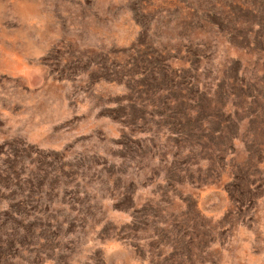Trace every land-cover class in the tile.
I'll return each instance as SVG.
<instances>
[{
    "label": "rangeland",
    "instance_id": "374dc122",
    "mask_svg": "<svg viewBox=\"0 0 264 264\" xmlns=\"http://www.w3.org/2000/svg\"><path fill=\"white\" fill-rule=\"evenodd\" d=\"M0 180V264H264V0H0Z\"/></svg>",
    "mask_w": 264,
    "mask_h": 264
},
{
    "label": "trees",
    "instance_id": "16d2710c",
    "mask_svg": "<svg viewBox=\"0 0 264 264\" xmlns=\"http://www.w3.org/2000/svg\"><path fill=\"white\" fill-rule=\"evenodd\" d=\"M161 59L163 58L160 55H157L155 59L146 62L147 64H150V66L154 65L157 71L154 74H150L146 81L144 80L147 83L145 84V87L150 86L149 83H158V85H161L162 87H175L176 92L181 87V82L186 79V74L189 71L183 70L181 72V76L179 77H176L172 72H164L160 69ZM237 66L238 65L236 63H232L230 65L227 77L220 79V82L215 90L209 94V97L206 99H186V97L190 95L189 92L191 89H189L185 91V97H183L182 100L175 99V96H173L172 100L169 102L161 100L158 109H162L164 111L163 118L171 122L170 126L172 131L179 128L178 130L182 132L184 129L195 125L199 119L206 118L208 120L206 123L209 127V135H213L219 131V136L216 139L224 141L226 144L231 143V141H233V137H235L240 128V119L236 116H229L225 110L226 99L229 96L226 90L229 86L231 87L237 83ZM226 78H229L232 82L229 86L224 84ZM192 85H194V83H192ZM171 90L174 89L171 88ZM240 95L241 93L237 92L236 96L238 99L241 98ZM188 103L193 104L194 109ZM133 116L134 115H131V117ZM9 175H12V173H9ZM4 186L5 183L0 180V188Z\"/></svg>",
    "mask_w": 264,
    "mask_h": 264
}]
</instances>
